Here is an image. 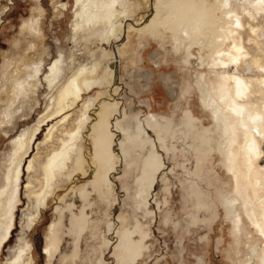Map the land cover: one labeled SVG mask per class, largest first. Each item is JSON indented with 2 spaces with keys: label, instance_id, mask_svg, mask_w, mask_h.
Wrapping results in <instances>:
<instances>
[{
  "label": "rangeland",
  "instance_id": "rangeland-1",
  "mask_svg": "<svg viewBox=\"0 0 264 264\" xmlns=\"http://www.w3.org/2000/svg\"><path fill=\"white\" fill-rule=\"evenodd\" d=\"M157 1L154 12L130 0V22L108 37L105 27L73 33V0H0V264H264V239L236 209L224 139L202 107L214 82L202 67L227 25L215 0H200L190 17L206 23L187 39L181 0ZM253 26L264 30V18ZM259 33L260 49L243 37L264 64ZM81 70L92 90L61 98ZM105 105L97 159L92 130ZM59 153L64 166L48 173Z\"/></svg>",
  "mask_w": 264,
  "mask_h": 264
},
{
  "label": "bare ground",
  "instance_id": "bare-ground-1",
  "mask_svg": "<svg viewBox=\"0 0 264 264\" xmlns=\"http://www.w3.org/2000/svg\"><path fill=\"white\" fill-rule=\"evenodd\" d=\"M154 1L157 0H149L151 2L149 4L155 12ZM198 1L200 0H181L179 5L178 28L187 39L201 34L200 31L206 23L204 16L190 17V14L197 9ZM129 2L130 0H73V33L105 27L108 37L118 35L120 26L124 22H130L127 15ZM215 2L227 27L221 30L225 35L219 32L221 35L216 39L218 46L211 53L210 62L206 67H202L214 72L213 74L211 72L214 82L210 84L213 95L203 99L202 107L211 116V120L224 139L225 148L219 152L223 156L224 169L234 183V200H240L236 209L243 210L242 214L248 224L260 238L264 239V167L260 168L256 165L264 156L260 145L264 143V64L247 51L243 37L246 33L250 34L252 37L249 38L247 45H255L260 49V43L256 38L261 35L259 31L264 30L262 27L256 29L253 25L258 24L260 18H264V0H215ZM245 20L248 21L247 25ZM151 21L152 18L144 23L133 22V24L140 25V29H143ZM184 21L188 23L184 24ZM36 26L35 22L31 25V29H35ZM214 46L209 47L214 48ZM189 50L190 48L188 52ZM62 66L63 62L59 57L47 67L46 81L50 86L61 76ZM247 66L258 76L246 79L237 72L232 75L235 69ZM83 71L67 79L59 91L61 98L71 97L77 100L84 90H92L94 83L92 77L89 75L81 77ZM255 98H258L257 102ZM261 98L263 100L259 101ZM107 108V105L103 107L104 111L100 112L98 116L100 119L96 120L92 130V133L97 135L93 139V156L97 159L101 158L100 134L105 128ZM66 155L67 153H59L51 158L46 165V171L52 173L61 170ZM76 163L77 166H81L82 160L79 158ZM143 187L144 185L140 187L141 194L145 190ZM261 191L262 195H259ZM253 192L256 195H252ZM228 206L229 204L226 206V212L230 215ZM234 223L237 225L238 221ZM6 242L7 235L0 241V250ZM45 253L51 257L49 250L46 249Z\"/></svg>",
  "mask_w": 264,
  "mask_h": 264
},
{
  "label": "water",
  "instance_id": "water-1",
  "mask_svg": "<svg viewBox=\"0 0 264 264\" xmlns=\"http://www.w3.org/2000/svg\"><path fill=\"white\" fill-rule=\"evenodd\" d=\"M43 245H44V243H43ZM41 251H42V253H43V248H42V250H41Z\"/></svg>",
  "mask_w": 264,
  "mask_h": 264
}]
</instances>
